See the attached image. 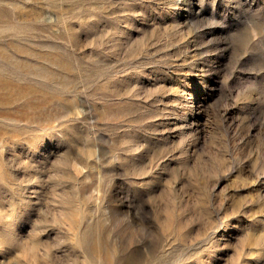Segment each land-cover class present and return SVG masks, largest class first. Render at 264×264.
<instances>
[{"label":"rangeland","instance_id":"374dc122","mask_svg":"<svg viewBox=\"0 0 264 264\" xmlns=\"http://www.w3.org/2000/svg\"><path fill=\"white\" fill-rule=\"evenodd\" d=\"M0 264H264V0H0Z\"/></svg>","mask_w":264,"mask_h":264}]
</instances>
